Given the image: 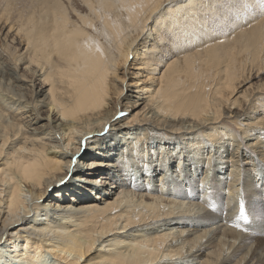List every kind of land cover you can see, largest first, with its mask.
<instances>
[{"label": "bare ground", "instance_id": "obj_1", "mask_svg": "<svg viewBox=\"0 0 264 264\" xmlns=\"http://www.w3.org/2000/svg\"><path fill=\"white\" fill-rule=\"evenodd\" d=\"M231 1L247 0H28L2 25L22 46L0 52V242L14 262L264 264V19L222 25ZM231 119L260 159L240 141L218 149L239 138ZM134 130L126 149L108 140ZM151 135L171 142L151 149Z\"/></svg>", "mask_w": 264, "mask_h": 264}, {"label": "rangeland", "instance_id": "obj_2", "mask_svg": "<svg viewBox=\"0 0 264 264\" xmlns=\"http://www.w3.org/2000/svg\"><path fill=\"white\" fill-rule=\"evenodd\" d=\"M28 0H0V22H1V24H0V28L2 27H4L5 26V28H4V34H7V32H8V30H9V28L11 27V26H17L18 25V17L21 15V13H22V11H23V9H24V5H25V3L27 2ZM234 2V3H233ZM231 1L230 3H229V6H228V4L225 6V7H221L220 8V6L218 5L217 7H216V9L218 10V11H220V13H223L224 14V18H223V20H222V25H226L227 24V26H229L228 24L229 23H233V22H235V21H237V22H239V21H242L243 23H252L253 21H256V20H260V19H264V0H257V1H255V0H251V1H246L245 3H247L246 4V6L247 7H245V3L243 2L242 3V5H240V4H237V2L236 1ZM251 3V5H249L250 3ZM208 3V2H207ZM232 4V5H231ZM234 4V5H233ZM244 4V5H243ZM249 5V6H248ZM232 7H233V9H232ZM235 7V8H234ZM242 7V8H241ZM221 10H220V9ZM229 8V9H228ZM245 8V9H244ZM247 8V9H246ZM235 9V10H234ZM237 9V10H236ZM5 10V11H4ZM242 10H243V12H242ZM246 10V11H245ZM227 11H229V12H227ZM230 11H232V12H230ZM237 11V12H236ZM240 11V12H239ZM247 11H249V13L247 12ZM239 13H240V16H239ZM245 13H247V14H245ZM230 14V15H229ZM234 14V15H233ZM238 14V15H237ZM3 15V16H2ZM233 15V16H232ZM246 15V16H245ZM5 16V17H4ZM231 16V17H230ZM242 16V17H241ZM248 16V17H247ZM235 17H237V18H235ZM1 18H2V20H1ZM207 18L208 17H206V20H207ZM233 18V19H232ZM235 18V19H234ZM252 18V19H251ZM226 19V20H225ZM232 21H231V20ZM242 19V20H241ZM228 20V21H227ZM224 21V22H223ZM250 21V22H249ZM226 22V23H225ZM216 24V23H215ZM2 25H4V26H2ZM6 26H7V28H6ZM226 26V27H227ZM2 33H0V52H2L3 53V51H2V49L3 48H5L6 47V44H7V42H8V39H10V42H8V44L10 43L11 45H13L14 47H17V46H19L20 47V49L22 48V46H20L19 45V40L18 39H15V41H14V43L12 44L11 43V40L13 39V37H14V34L15 33H10L9 35H8V39H6V41H4V35H1ZM9 44V45H10ZM15 44V45H14ZM19 47H18V50H19ZM4 50V49H3ZM16 51V53H15V55L16 56H18V55H20L21 54V52H20V50L19 51ZM18 53V54H17ZM5 64V63H4ZM20 64V63H19ZM262 73H260V74H258L257 76V78H255V80H253V82L257 85V87L259 86V85H261V83H264V68H263V70L261 71ZM253 77H256V74H254V76ZM259 81H261V83L259 82ZM119 86V85H118ZM2 98V95L0 94V99ZM7 98H5V100H6ZM137 99H128V100H126L125 102H124V105L126 104V106H124L123 108V110H126V108H127V112H130V110H131V105L132 104H136V103H134L135 101H136ZM130 103L129 105L127 104V103ZM259 102H261V101H259ZM140 102H138L137 103V106H138V104H139ZM10 107V106H9ZM126 107V108H125ZM139 109H136L134 112H137ZM47 109H44L42 112L44 113V114H47ZM42 113V114H43ZM49 116H50V118H49V120H50V122H51V124L53 125V126H59L60 125V123H61V120H59L58 119V117L57 116H55V115H53L52 113H49L48 114ZM45 116V115H44ZM124 117H131V114H127V113H123L122 114V116H121V119H124ZM31 120L32 119H34V116L33 117H31L30 118ZM29 119V120H30ZM36 123V124H35ZM125 123V120H122L120 123H119V125H123ZM226 123H227V126L228 127H230V128H232V129H234L235 130V132L237 133V135L239 136V138H234L235 140H231V139H227V137H223V139H224V141H221V143L220 144H217L216 146L218 147V149H220V151L222 152L223 151V153L222 154H224V157H228V158H230V157H232V156H230V154H231V150L233 151V153H235L236 152V149H237V147H238V144H239V141L242 143V145L240 146V156H241V152L242 153H244V155L243 156H245L246 155V158H248L249 156H251V157H255V158H261V156L259 155V154H261L262 153V150H263V148H260V147H257V148H254V149H251L250 148V146H249V144H253V142L252 141H250L249 139H253L254 137H250V138H247L245 135H243L241 132L242 131H240L239 129H237V126L235 125V123L233 122V120L231 119V120H229V121H226ZM47 126V122L46 121H37V120H34L33 121V124H32V126L30 127V129H31V131L32 132H34V133H36V134H38V133H41V131H43L44 129H46V128H44V127H46ZM117 127V126H116ZM116 127H113V128H111L112 129V131H114V132H120V131H118L117 129H116ZM36 128H38V129H36ZM40 128H41V130H40ZM129 132V134L128 135H126V136H124L123 134H126L127 132H123V133H120V134H117V137H116V139L115 140H111L112 138H110V139H108L109 141H111V143L113 144V143H115V146L120 142V145H119V147H122V149H126L127 148V145H129L130 143H132L133 141H135V139H136V136H135V134L137 133V130H134V131H128ZM225 132H226V134H227V131L225 130ZM232 134H233V132H232ZM147 136V135H146ZM234 137H235V135H234ZM162 139V140H161ZM163 141V142H162ZM171 142V140H169L168 138H164V137H161V136H158V135H151V137H150V143H151V145H150V148L152 149H157V148H159L162 144H166L167 142ZM249 141H250V143H249ZM122 142V143H121ZM220 142V141H219ZM223 142L225 143V145L223 144ZM167 144H169V143H167ZM114 145V144H113ZM168 146L169 145H167V148H168ZM207 146H208V144H207ZM226 146V147H225ZM219 147H221V148H219ZM224 147V148H223ZM106 148V145H105V147H104V149ZM109 149V148H108ZM150 150V149H149ZM98 150H97V148L96 147H94V148H92V149H90V151H89V154L91 155V152H97ZM99 152V151H98ZM158 152H160V150H158ZM158 152H156V154L158 153ZM209 152H210V150H209ZM214 153V152H213ZM251 153V154H250ZM159 154V153H158ZM236 155V154H235ZM238 156V155H237ZM157 157V156H156ZM155 157V158H156ZM245 158V159H246ZM93 159V158H92ZM86 162V161H85ZM76 176H79L78 174H74V177H76ZM96 179H98V177H95ZM94 178V179H95ZM57 189V188H56ZM61 190V188H59V190H54V193L55 192H59ZM53 194V192L52 193H50L49 195H48V198H50V196ZM48 198H47V200H48ZM44 201H46V200H44ZM46 202H48V201H46ZM55 202H56V200H55ZM10 238L8 237L7 238V236H5V239L3 240V241H1L0 242V254L2 253L3 255H5V260L7 261V262H9V261H12L13 263L12 264H25L24 263V261H21V262H14L15 261V259H11L10 258V256H14V255H12V254H10L9 253V251H10V248H11V241H8ZM8 241V242H7ZM21 245V244H20ZM19 260V259H18ZM44 261V262H43ZM0 264H6V263H4V262H2V263H0ZM39 264H60V262H59V260L58 259H56L52 254H50V253H45L44 255H43V258H42V261H41V263H39Z\"/></svg>", "mask_w": 264, "mask_h": 264}]
</instances>
